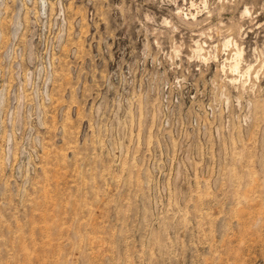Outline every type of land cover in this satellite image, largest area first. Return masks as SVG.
<instances>
[{
  "label": "rangeland",
  "instance_id": "obj_1",
  "mask_svg": "<svg viewBox=\"0 0 264 264\" xmlns=\"http://www.w3.org/2000/svg\"><path fill=\"white\" fill-rule=\"evenodd\" d=\"M0 264H264V0H0Z\"/></svg>",
  "mask_w": 264,
  "mask_h": 264
},
{
  "label": "bare ground",
  "instance_id": "obj_2",
  "mask_svg": "<svg viewBox=\"0 0 264 264\" xmlns=\"http://www.w3.org/2000/svg\"><path fill=\"white\" fill-rule=\"evenodd\" d=\"M244 13L247 14V10H246V9L244 10ZM235 53H236V54H235L236 57H237V56L240 57V56H239V55H240V52L237 51V52H235ZM236 57H235V58H236ZM235 61H236V59H235ZM237 64H238V63H237ZM235 67H236V65H235ZM235 70H236V69H235Z\"/></svg>",
  "mask_w": 264,
  "mask_h": 264
}]
</instances>
